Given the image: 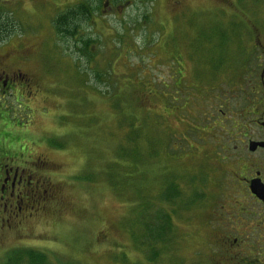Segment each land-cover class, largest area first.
I'll list each match as a JSON object with an SVG mask.
<instances>
[{"label":"rangeland","instance_id":"374dc122","mask_svg":"<svg viewBox=\"0 0 264 264\" xmlns=\"http://www.w3.org/2000/svg\"><path fill=\"white\" fill-rule=\"evenodd\" d=\"M78 1L0 0L5 4L0 9V72L9 79L19 74L10 89L0 91V111L6 114L0 154L10 146L17 165L28 167L29 173L40 172L50 195L33 203L26 212L31 216L0 225V264L8 256L20 264H219L217 233L236 235L231 215L242 203L231 207V192L220 203L215 201L218 187L208 183L207 176L216 161L206 155L215 151L212 160L223 164L226 151L218 150L220 143L211 134L231 138L221 129L230 119L226 107L244 98L231 93L238 80V68L231 66L233 53L227 52L235 44L234 21L249 17L263 23L264 0H85L88 20L76 23L81 27L77 35L57 33L53 19ZM77 38L92 39L90 60L79 50L82 42ZM138 73L159 92L152 99H140L132 113L134 134L141 138L138 149L146 159L140 195L130 190L120 195L111 188L109 164L117 145L133 130L127 129L128 115L125 127L117 128L121 117L114 116L109 97L114 90L118 94L127 89L128 74ZM131 86L121 100L125 110L128 100L139 95ZM165 86L178 91L179 113L170 106ZM219 99L226 104L218 109L228 118L218 114V121L212 122L210 110ZM142 107L152 112L144 115L138 111ZM204 115L207 122L200 124ZM196 125L199 131L192 132ZM188 126L194 136L185 143L178 136ZM173 128L178 132L173 142L180 144L175 155L164 148ZM214 138L215 143L210 140ZM153 153L157 160H152ZM45 158V168H35ZM118 173L127 178L126 184L139 177L138 172ZM169 177H175L182 190L173 205L155 198L165 189L160 181ZM184 186H189L188 194ZM189 195L202 204L187 214L198 219L197 224L187 219L181 204ZM138 197L147 204L141 206L139 200V209L132 210ZM160 209L180 214L170 215L163 235L158 233ZM220 212L229 215L228 220L224 215L222 228L210 215Z\"/></svg>","mask_w":264,"mask_h":264},{"label":"flooded vegetation","instance_id":"af4514ba","mask_svg":"<svg viewBox=\"0 0 264 264\" xmlns=\"http://www.w3.org/2000/svg\"><path fill=\"white\" fill-rule=\"evenodd\" d=\"M105 3L107 4L108 0ZM233 29L235 38L231 41L235 40V44L232 43L227 52L233 53L231 62L234 64L231 66L238 68V73L235 70L238 80L231 93L238 97L243 94L244 98L240 99L241 103L234 102L230 109L227 105L226 109L230 119L225 111L218 109L223 100L219 99L217 105H212L211 121H218V114L224 115L225 113L223 120L227 117L229 122L227 127L223 126L221 129L231 138L218 133L211 134L217 137L220 143L218 150L226 152L221 158L224 165L221 163L219 165L217 160H212L216 158L215 151L206 155L212 163L216 161V167L212 164L210 166L212 172L208 174L207 181L218 187L217 193L213 195L217 203H220L224 197H229L228 192H231V197L235 198L231 200V207L235 208L239 202L242 203V207L240 206L238 212L231 215L234 218L231 220L232 223L238 228L236 235L230 236L226 232L220 234L219 231L217 233L216 245L219 246L221 252L217 261L219 264H264V22L261 23L249 17L237 18ZM0 74L2 75H0V91L2 92L7 88L10 89L15 84L14 79L19 76L18 74L9 79L3 77L2 71ZM215 100H218L217 97ZM205 119L207 122L206 115ZM233 124L234 129L231 128ZM210 140L216 142L215 138ZM229 143L231 145H227ZM6 148L12 151L10 146ZM46 148L54 151L53 148ZM16 158L14 153L8 154L7 151L0 154L1 228L6 223L19 219L20 215L21 219L31 216V213L26 215V212L28 213V209L33 207V203H38L40 200L45 201L50 197L46 181L40 172L29 173L28 167L16 164ZM37 164L45 168L43 165H46V158L39 159L35 168ZM41 193H45L44 198ZM190 198L194 204L186 210V215L193 209H199L195 207L197 199L193 196ZM203 201L206 200L203 199ZM199 204L202 208V204L200 202ZM220 209L222 211L223 207ZM210 215L216 219V223L221 228V225L225 224L224 218L229 217L221 212L219 215L214 213ZM187 219L194 224L198 222V219L188 215ZM198 244L210 247V249L214 246V243L199 242Z\"/></svg>","mask_w":264,"mask_h":264},{"label":"trees","instance_id":"16d2710c","mask_svg":"<svg viewBox=\"0 0 264 264\" xmlns=\"http://www.w3.org/2000/svg\"><path fill=\"white\" fill-rule=\"evenodd\" d=\"M96 3H98V1ZM59 13L60 14L53 19L54 29L57 33H60L61 35L71 37V36H74L76 34V29L79 30V28H81L76 23L81 22L84 19L88 20L89 7H88V4L85 0H80L77 4L71 5L70 7H67L66 10L59 12ZM1 17H3V16L0 14V19H1ZM0 34H2V33L0 32ZM3 39H1V37H0V42H3L4 41ZM77 41L82 42V46L80 47L79 50L81 51L82 54H84L87 57L88 60H90V58L92 57V52L90 51L89 47L91 44H89V43L92 41V39H90V38H85V39L77 38ZM114 58L115 57L112 58L111 63H115ZM128 75H129V77H127V82L128 83L133 82V86H131V84L129 83L130 86L132 87L131 90H134L135 92L139 91V95L137 96V98L134 100H128V102L126 103L127 107H125V108H127L126 110L122 107L121 100L123 99V94L128 91V88L130 87L129 84L127 86H125V88H127L126 90L123 89L118 94L115 93V90H114L112 93H110V97H109L110 100H113L112 105H113L114 112H115L114 116H118V117L120 116L121 117V119L120 120L118 119L116 122L117 128L122 129L125 127V126H123L124 124H126V122L124 121V116L128 115L130 118V121L127 122L126 126H127V129L133 130V133L131 132V134H126L127 139H126L125 143H123V144L119 143L117 145L118 146L117 147V154H115L116 158L113 161H111L109 164V167L111 168L112 173H113V175H111L110 180H111V188H113L115 191H117L120 195H122L125 192H127L128 190H130L132 195H135V193H136L138 196V195H140L141 182L143 179L142 176L145 173V169L143 167V164H144L143 160L145 158H143L142 154L140 153V151L138 149V143H139V140H141V138L137 137V135L134 134V131H135L134 121H135L136 117L132 113L137 111L135 109V107L137 108V105H139L140 99L145 100V101H146V99H149V98L152 99L156 95V93L159 92V89L157 90L152 85L151 81L147 80V78L145 76H142L139 73L137 74V76H134L133 74H128ZM122 77L120 76L119 78H122ZM112 84L114 85L115 83L113 82ZM165 87L166 88H164V89L168 90V91H164L165 95L167 96L166 98L169 99V104H170V106H172V109L176 111L177 106H178V102L181 100L180 96L179 97L177 96L178 91L172 92L173 88H168L167 86H165ZM114 88H116V87H114ZM129 91H130V89H129ZM126 96L129 97V94ZM182 101L185 104V101L183 99H182ZM222 104L224 105V104H226V102L223 101ZM138 111L140 113H144V115H147L149 113V111H151V108L150 107H147V108L142 107ZM176 112L179 113V111H176ZM4 114L5 113L3 111H0V127L3 124H5V121H3V120H5V118H3ZM5 117L8 118L7 116H5ZM199 123L200 124L206 123V119L201 120ZM198 127L199 126H197V125L194 126V130L192 132H194V131L198 132L199 131ZM190 128H189V126L187 128H184V131L180 133L181 138H180V136H178V138L181 139L185 143L188 141L190 143V136L193 135V134L190 135L189 131L187 130ZM176 131L177 130L173 128L172 133L168 134L169 135L168 136L169 142L165 143V147H164L166 149V151L167 150L169 151L168 154L170 153L172 155H175L177 150L179 151V148H177V147L180 144H176L175 142H173V140H178V138L176 136V133H178V132H176ZM19 141L20 140H18V141L16 140L15 144L17 145V147L19 146V148L21 150V146L18 143ZM149 142L150 141L147 140L146 144H148ZM49 145H51V142H49ZM57 146H60V144H57ZM170 148H171V151H170ZM5 152H6V150H4L2 153H5ZM114 152H115V150H114ZM7 153L13 154L12 151H7ZM156 156H158V155L156 153H153L152 160H155ZM118 171H122L124 173H131V172L137 173L138 172L139 177L137 178V182L131 183V184H129V183L126 184L127 178H125L121 174H119ZM72 178L77 179V180H82L84 177L81 175H74ZM191 178H185V179L189 180ZM175 181H176L175 177H169L168 179H166V178L162 179L160 181V183L163 184L162 187L165 186V189L162 193L163 195H159L157 197L155 196V198L158 201L163 200L164 202H171L172 205L174 203H177L178 198L180 196V193H182V190L177 186ZM174 185H176V186H174ZM188 189H189V186H188V188L186 186H184L183 192L186 190V194H188L187 193V191H189ZM139 200L142 202L141 206H144L147 204V201L144 199V197H138V199L136 200L137 203L132 206V210L137 211L139 209V207H140V204L138 203ZM181 204L187 210V209H189V207L191 205L194 204V201L191 200L190 195H189L181 201ZM195 207L200 208V204H199L198 200H195ZM159 213L161 215H159L160 223L158 226V233H159V235H163L164 232H166V227H167L168 222L170 220V215L174 214L175 216H179L180 214L177 213L175 210H172V212L171 211L164 212L162 209L159 210ZM144 226H145L146 230L150 229V225L144 224ZM35 252H37V251H35ZM41 255L46 257L45 255H43L40 252V256ZM28 258H30V259L32 258L31 253H28ZM4 264H20V262H18V259L16 257L8 256L6 258ZM24 264H29V263L27 262Z\"/></svg>","mask_w":264,"mask_h":264},{"label":"bare ground","instance_id":"6f19581e","mask_svg":"<svg viewBox=\"0 0 264 264\" xmlns=\"http://www.w3.org/2000/svg\"><path fill=\"white\" fill-rule=\"evenodd\" d=\"M9 4L7 3V6H8ZM4 6H5V4L3 5V6H1L0 5V9H2V8H4ZM13 8H15V6H13V7H11V9H13ZM8 9L10 10V6H8ZM1 11V10H0ZM1 14V13H0Z\"/></svg>","mask_w":264,"mask_h":264}]
</instances>
